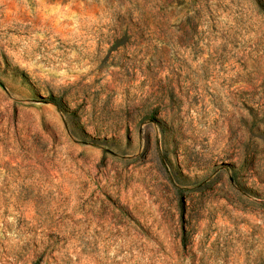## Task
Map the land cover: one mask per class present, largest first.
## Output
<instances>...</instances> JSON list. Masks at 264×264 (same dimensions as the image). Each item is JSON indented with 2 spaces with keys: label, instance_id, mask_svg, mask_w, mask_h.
I'll return each instance as SVG.
<instances>
[{
  "label": "rangeland",
  "instance_id": "374dc122",
  "mask_svg": "<svg viewBox=\"0 0 264 264\" xmlns=\"http://www.w3.org/2000/svg\"><path fill=\"white\" fill-rule=\"evenodd\" d=\"M259 2L0 0V264H264Z\"/></svg>",
  "mask_w": 264,
  "mask_h": 264
},
{
  "label": "trees",
  "instance_id": "16d2710c",
  "mask_svg": "<svg viewBox=\"0 0 264 264\" xmlns=\"http://www.w3.org/2000/svg\"><path fill=\"white\" fill-rule=\"evenodd\" d=\"M259 6H260V8H261V10H262V12H263V14H264V4H263V2L260 0V2H259ZM50 101L52 102V103H54L58 108H61V105L59 104V102H57V100L55 99V98H50Z\"/></svg>",
  "mask_w": 264,
  "mask_h": 264
}]
</instances>
